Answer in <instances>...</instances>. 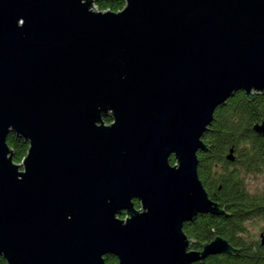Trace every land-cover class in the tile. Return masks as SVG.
Masks as SVG:
<instances>
[{
	"label": "water",
	"instance_id": "obj_1",
	"mask_svg": "<svg viewBox=\"0 0 264 264\" xmlns=\"http://www.w3.org/2000/svg\"><path fill=\"white\" fill-rule=\"evenodd\" d=\"M238 91L264 94V0H127L119 12L0 0V257L194 264L237 253L221 237L192 250L183 228L225 213L198 152ZM253 130L264 137V121ZM11 132L29 143L21 163Z\"/></svg>",
	"mask_w": 264,
	"mask_h": 264
},
{
	"label": "trees",
	"instance_id": "obj_2",
	"mask_svg": "<svg viewBox=\"0 0 264 264\" xmlns=\"http://www.w3.org/2000/svg\"><path fill=\"white\" fill-rule=\"evenodd\" d=\"M127 0H95L100 11H121ZM109 120V118H105ZM264 121V94H255L248 98L244 91H238L228 99L225 105L219 107L209 130L205 133L206 142L211 146L208 157L202 161L203 172L201 178L204 185H213L218 191L219 197L227 206L246 207L254 212H259L261 206L262 190L260 187V175L264 166V148L260 147L261 140L255 136L253 126ZM10 148L13 150V158L16 163H21L25 158L29 143L23 138L11 132L7 138ZM236 146L241 155L239 163L240 171L235 173L217 172L215 163L225 160L230 148ZM216 171V172H215ZM214 178H209L211 175ZM248 174L255 175L259 182L252 192L246 187L245 177ZM256 210V211H255ZM209 224L206 229L211 231ZM185 232L190 238L202 240L205 237L200 234V225L195 222L193 226L185 225ZM197 244L193 248H197ZM254 256L248 264H264V250L253 253ZM107 264H118L119 260L114 255L106 256ZM0 264H8L4 257H0Z\"/></svg>",
	"mask_w": 264,
	"mask_h": 264
},
{
	"label": "flooded vegetation",
	"instance_id": "obj_3",
	"mask_svg": "<svg viewBox=\"0 0 264 264\" xmlns=\"http://www.w3.org/2000/svg\"><path fill=\"white\" fill-rule=\"evenodd\" d=\"M106 118H109V120L105 119V121L108 125H110L113 122V118L111 116H108ZM255 136L261 140L260 147L264 148V137L258 135L256 132ZM203 141L204 143L209 145V149L200 150L198 152V172L201 181L202 178L200 172H203L202 161L207 158L209 153L211 152V146L208 142H206L207 140L205 135ZM231 149H234V160L227 159V155L229 154ZM240 155L241 153L239 149L236 146H233L227 152L224 161L215 163L214 166L215 168H217L216 171L219 172L220 170L224 172L223 174L227 172L235 173L240 171ZM171 162L172 164H175L174 156L171 157ZM209 178L214 177L211 174L209 175ZM246 178L247 177H245V179ZM204 187L208 192L210 199L218 203L220 208L225 210V213L220 215L211 213H200L194 220L188 221L184 224L185 228V225L193 226L195 222L199 223L200 234L201 236L205 237L202 240L190 238L184 230L188 238L191 239L193 242L191 249L202 251L206 243L213 241L217 237H221L234 248L238 249V252H224L220 254L209 255L204 260L198 261L194 264H248V261L251 260L254 256L253 253H257L262 249L264 250V166L260 175V187L262 190L261 206L259 207L260 210L257 213L250 208H238L234 206L225 205V200L222 201V199L219 197L220 195L218 194V191H221V186L215 188L213 187V185L206 184L204 185ZM134 205L136 209H140V201L138 199H134ZM125 216L126 212L123 211L120 217L123 219L125 218ZM208 224L209 226H212L209 234L206 229ZM195 244H197V248H193Z\"/></svg>",
	"mask_w": 264,
	"mask_h": 264
},
{
	"label": "rangeland",
	"instance_id": "obj_4",
	"mask_svg": "<svg viewBox=\"0 0 264 264\" xmlns=\"http://www.w3.org/2000/svg\"><path fill=\"white\" fill-rule=\"evenodd\" d=\"M248 177L245 179V181H246V187L248 188V189H250V191L252 192V190L257 186V185H259V182L257 181V180H255L254 178V176L255 175H253V174H248L247 175Z\"/></svg>",
	"mask_w": 264,
	"mask_h": 264
}]
</instances>
